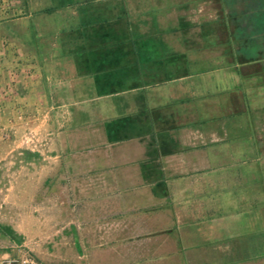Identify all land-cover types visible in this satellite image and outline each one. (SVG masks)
<instances>
[{
    "label": "crops",
    "instance_id": "crops-1",
    "mask_svg": "<svg viewBox=\"0 0 264 264\" xmlns=\"http://www.w3.org/2000/svg\"><path fill=\"white\" fill-rule=\"evenodd\" d=\"M251 9L238 26L232 6L42 10L49 176L58 186L62 157L88 264H264V7Z\"/></svg>",
    "mask_w": 264,
    "mask_h": 264
},
{
    "label": "rangeland",
    "instance_id": "rangeland-1",
    "mask_svg": "<svg viewBox=\"0 0 264 264\" xmlns=\"http://www.w3.org/2000/svg\"><path fill=\"white\" fill-rule=\"evenodd\" d=\"M48 6H219L220 19L232 6L238 26L264 0H0V245L22 244L39 264H88L62 157L58 186L49 176L56 95L37 91L33 66L35 22ZM65 130L59 121L60 147Z\"/></svg>",
    "mask_w": 264,
    "mask_h": 264
},
{
    "label": "built area",
    "instance_id": "built-area-1",
    "mask_svg": "<svg viewBox=\"0 0 264 264\" xmlns=\"http://www.w3.org/2000/svg\"><path fill=\"white\" fill-rule=\"evenodd\" d=\"M0 264H39L24 245H0Z\"/></svg>",
    "mask_w": 264,
    "mask_h": 264
},
{
    "label": "trees",
    "instance_id": "trees-1",
    "mask_svg": "<svg viewBox=\"0 0 264 264\" xmlns=\"http://www.w3.org/2000/svg\"><path fill=\"white\" fill-rule=\"evenodd\" d=\"M56 9H52V10H48V13H51V12H53V11H55Z\"/></svg>",
    "mask_w": 264,
    "mask_h": 264
}]
</instances>
